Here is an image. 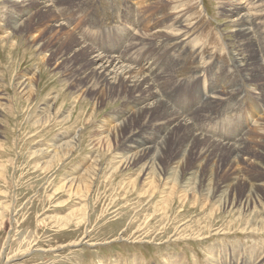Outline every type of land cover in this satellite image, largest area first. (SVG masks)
Wrapping results in <instances>:
<instances>
[{"label": "rangeland", "instance_id": "1", "mask_svg": "<svg viewBox=\"0 0 264 264\" xmlns=\"http://www.w3.org/2000/svg\"><path fill=\"white\" fill-rule=\"evenodd\" d=\"M12 1L0 0V264H264V0H43L30 18L41 0ZM99 48L153 52L140 71L154 68L158 93L142 94L162 97V117L127 111L139 93L99 98ZM120 115L137 118L116 138ZM192 135L179 179L183 156L150 185L142 163L121 167L131 137L168 138V158Z\"/></svg>", "mask_w": 264, "mask_h": 264}, {"label": "bare ground", "instance_id": "2", "mask_svg": "<svg viewBox=\"0 0 264 264\" xmlns=\"http://www.w3.org/2000/svg\"><path fill=\"white\" fill-rule=\"evenodd\" d=\"M23 1V0H22ZM32 1V0H31ZM17 3V1H16ZM36 3V2H35ZM12 4H13V7H17L15 6V2L14 0L12 1ZM19 4V3H18ZM27 4V3H26ZM36 6L38 9H35L34 10H31L30 9H26L27 13L25 14V16H29L30 18V13H32L33 11L35 12V14L37 15V13H39V11H41L44 7H46V4H44V1L41 0V2H37L36 3ZM236 7V6H235ZM12 8V7H11ZM28 8V7H27ZM47 8V7H46ZM53 8V7H52ZM33 9V8H32ZM50 9V8H49ZM241 9V8H240ZM240 9H237L238 12H241ZM14 10V9H13ZM232 10V9H231ZM230 10V11H231ZM54 12V10H53ZM138 12V11H137ZM25 13V12H24ZM237 13V12H236ZM247 14V13H246ZM142 16L144 17L145 15L141 12L139 14V16ZM139 16H138V19L137 21H135V23H139ZM231 16V15H230ZM15 19V18H14ZM175 19V18H174ZM19 20V19H18ZM245 20V19H244ZM249 20V19H248ZM15 21V20H14ZM59 22V21H58ZM12 23V22H11ZM55 23V22H54ZM181 23V20H180V17H177L176 20H175V24H180ZM26 24V23H25ZM56 24V23H55ZM58 24V23H57ZM239 24V23H238ZM245 24V23H244ZM242 24L241 26L243 27L242 31L244 32H247L249 29L248 28H245V25ZM17 25V24H16ZM22 25V24H20ZM30 25V24H29ZM15 26V25H14ZM184 26V25H183ZM252 26L254 27V24H252ZM18 27V25L16 26ZM26 27V26H25ZM34 27V26H32ZM49 27V26H48ZM47 27V29H48ZM237 27V26H236ZM239 27V26H238ZM241 27V28H242ZM251 27V26H250ZM252 27V28H253ZM250 28V29H252ZM41 29V28H40ZM17 30V29H16ZM127 30V29H126ZM175 30V29H174ZM31 31V30H30ZM36 31V30H35ZM58 31V30H57ZM241 31V30H240ZM178 32V31H177ZM56 33V32H55ZM171 34V33H170ZM246 34V33H245ZM249 33L246 34V36H250V34L248 35ZM45 35V34H44ZM42 36V34H41ZM81 38V37H80ZM250 38V37H249ZM52 39V38H51ZM57 39L58 41L57 42H61L62 39H60V37L57 35L56 37L53 38V41ZM83 40V39H81ZM251 40V39H250ZM56 42V43H57ZM64 42V41H62ZM82 42V41H81ZM141 42V41H140ZM55 43V42H54ZM132 43L135 44V41H133ZM46 42H44V46H45ZM143 43L141 42L140 44L138 45H142ZM83 46H87L85 45V41H83ZM137 45V43H136ZM137 45V46H138ZM157 49L161 50L162 48L161 47H158V45H156ZM78 49V48H77ZM255 49V48H254ZM91 50V49H90ZM53 51V49H52ZM106 51H101V49L99 48L98 50H95L94 53H95V56L94 58L97 60V61H106L104 62L103 64H101L100 66L96 67V68H90V72H89V76H88V72H83V76H88L89 78L92 79H95V83H94V86H99L100 89H98V91H100L101 89L106 91L107 92V96L106 94H104V92L102 91L101 93V96L102 97H99V98H109L113 95H117V96H121V92H124V93H127L126 95H134L135 93H139L141 94V96H137L134 100V103L131 104L128 106L127 108V111H131V107L135 108L136 109V114L139 115V114H142L146 111L152 113L154 115V117H157V115H159V117H162L161 114H165L163 112H159V111H162L164 109V106H165V101H162V97L161 99H159V95L157 94L156 95V91L155 92H152L151 93V104L150 105H146V101H147V98H144L143 94H142V90H143V85H148L149 86V89H151V87H153L154 89H157L155 87H159V83L158 81H160V76L158 75L157 77H154L152 76L153 75V69L154 68H150V69H146V73L152 78L150 79L149 77H147L146 75H144L141 71H140V68H144V64L146 62H150L152 61L153 62V59H154V56H153V52L150 51L149 53V57L146 58L145 56H143V58H140V57H120L119 55L116 56L112 51H110V53L112 54H109V55H101L102 53L106 54L105 53ZM108 52V51H107ZM114 54V55H113ZM254 57V56H253ZM62 58L64 59H68L67 55H62ZM171 58V57H170ZM243 58V57H242ZM130 60V61H128ZM173 60H175L173 58ZM238 60V59H237ZM125 61H128V62H125ZM124 62V63H123ZM240 62V61H239ZM125 63H127L128 65H126ZM118 64H121V68H117L118 67ZM160 64V63H158ZM239 64V63H237ZM115 66V67H114ZM91 67V66H90ZM262 69L264 70V66H261ZM113 69L114 71L111 72L110 70ZM129 69V70H128ZM260 69V68H259ZM71 71L72 72H76L75 69H72L71 68ZM121 74H124V75H121ZM164 75V74H163ZM261 76V69L258 71V77ZM164 76H162L163 78ZM34 78V77H33ZM73 78V77H72ZM144 78V79H142ZM75 79V78H74ZM167 79V78H166ZM264 79V78H263ZM90 80V79H89ZM88 80V81H89ZM198 80V79H197ZM196 80V81H197ZM200 80V79H199ZM76 81V79H75ZM79 81V80H78ZM93 81V80H92ZM162 81V80H161ZM80 83H81V80H80ZM151 86H150V84ZM163 83V82H161ZM145 86V87H146ZM89 87V86H88ZM93 87V86H92ZM196 87V86H195ZM83 88V86H82ZM94 88V87H93ZM166 89V88H165ZM194 89V88H193ZM197 89V88H196ZM77 90V89H76ZM261 90H264V86H263V89L261 88ZM81 92V91H80ZM261 92V91H260ZM96 93V92H95ZM157 93H158V89H157ZM162 93V92H161ZM264 93V92H263ZM85 94V93H84ZM100 95V94H98ZM124 95V96H126ZM86 96V95H85ZM158 97V98H157ZM165 97V96H164ZM113 98V97H112ZM166 98V97H165ZM164 98V99H165ZM133 99V98H132ZM150 99V98H149ZM154 99V100H153ZM129 100V99H128ZM154 102V103H153ZM159 102V106L157 107V103ZM149 103V102H148ZM145 104V105H144ZM169 104V103H168ZM140 105V106H139ZM139 106V107H137ZM150 106V107H149ZM170 107V106H169ZM264 109V108H263ZM173 111V110H172ZM126 112V111H125ZM123 114V113H122ZM128 114V113H127ZM178 114V113H177ZM134 115V114H133ZM175 115V114H172V116ZM121 116V115H120ZM127 115L124 116H121L120 120H119V124L122 123L121 125V128L117 127L115 128L114 130V137L116 138H123L121 137V132H124V127H126L130 122H133L136 118L134 117V119H129L127 120L126 118ZM131 116V115H130ZM128 117V116H127ZM132 117V116H131ZM168 117V116H167ZM171 117V116H170ZM109 118V117H108ZM110 119V118H109ZM124 120H126L127 122H124ZM114 121V120H113ZM130 121V122H129ZM172 121V120H171ZM178 121H179V124L180 126H183L185 127V129H187V127L190 125L186 119L182 118H178ZM167 122V121H166ZM177 123V122H176ZM158 124V123H157ZM170 124V122L168 123ZM167 124V125H168ZM130 125V124H129ZM163 125V124H162ZM177 125V124H176ZM179 126V125H178ZM143 127V126H142ZM168 127V126H167ZM165 127V129L167 128ZM153 128V127H152ZM151 128V129H152ZM172 128V127H171ZM113 129V128H112ZM157 129V128H156ZM184 129V130H185ZM173 130V129H172ZM171 130V131H172ZM180 129H175L173 132L170 133L169 131V135H173L175 132H178ZM183 131V130H182ZM181 131V132H182ZM110 133V132H109ZM142 133V131H141ZM151 133V132H150ZM194 134V133H193ZM187 135H190V134H187ZM103 136V135H102ZM109 136V135H108ZM169 136V137H170ZM78 137V136H77ZM147 137V136H146ZM202 135L199 137L196 135L195 137L192 135V137L184 142L186 140V136L184 139L180 140V143L182 144L180 147H178L177 149L174 150V155L171 156V153L169 154V157L167 158V153H166V150H167V147L169 146V143L167 142L168 141V138L165 137V141L162 142V146L160 149L157 148V143L156 145H154L153 147H150V148H147L145 145H143L140 141H138L139 138H136V137H131L130 138V142H129V145L127 146L128 148V152L129 154H135V155H132L130 157H126L124 158V160L122 161L123 164L121 165V167H130V166H135L139 163H142L143 165L141 166L140 168V174H142L143 176L145 175L146 177V181L148 183V185L150 184H153V182L155 183V179L158 178V175H157V172L158 170L159 171H164L162 168H163V164H169V161H170V158L174 159V161L177 159H179L181 156H183V164H177L176 166L173 167V172L177 173V178L179 179L180 178V175L182 172H184L188 165L189 164V159H190V156L194 153L193 149H194V145L197 144L199 141H201V138ZM145 138V137H144ZM188 138V137H187ZM206 138V137H205ZM105 140V137L104 138H99V142H101L102 140ZM112 139V138H111ZM153 139V138H152ZM207 139V138H206ZM97 140V139H96ZM116 140V139H115ZM163 141V140H162ZM110 142V141H109ZM117 142V141H116ZM189 143V144H188ZM211 143V142H209ZM111 144V143H110ZM109 144V145H110ZM176 144V143H175ZM113 145V144H112ZM116 145V143H115ZM118 145V144H117ZM123 145V144H122ZM234 145V144H233ZM68 146V145H67ZM99 146V145H97ZM196 146V145H195ZM217 146V145H216ZM219 146V145H218ZM231 146V145H230ZM235 146H239V145H235ZM115 147V146H114ZM143 147V150L142 152H139L136 154V149L138 148H142ZM159 147V146H158ZM124 149V148H123ZM213 149V148H212ZM65 150V149H64ZM70 150V149H69ZM68 150V151H69ZM195 150V149H194ZM223 150V149H222ZM233 150V149H232ZM153 151V152H152ZM70 152V151H69ZM107 152V150H106ZM126 152V150H125ZM234 152V151H233ZM212 152L211 150H208V153L205 152V155H201V157L198 159V162L200 164V161H202V159H205V158H209L211 159V156L210 155ZM128 154V155H129ZM153 154V155H152ZM152 156L154 158V162H148V157ZM186 156V157H185ZM186 158V160H185ZM120 159V158H119ZM181 159V158H180ZM164 161V162H163ZM163 162V163H162ZM120 163V162H119ZM118 163V165H119ZM162 163V165H160ZM178 163V162H177ZM206 166V165H205ZM238 166V165H237ZM245 166V165H244ZM172 167V166H171ZM201 167V166H200ZM203 168V167H202ZM213 168V167H212ZM211 168V169H212ZM214 169V168H213ZM194 171V170H193ZM202 171V170H201ZM213 171V170H212ZM211 171V172H212ZM159 173V172H158ZM202 176V175H201ZM211 176V175H210ZM231 176V175H230ZM208 177V176H207ZM216 177V176H214ZM237 177V176H236ZM210 178V177H209ZM217 178V177H216ZM215 178V179H216ZM223 178V177H222ZM245 178V177H244ZM93 179V178H92ZM219 179V178H218ZM232 179V178H231ZM233 179H236V178H233ZM143 180V179H142ZM217 180V179H216ZM138 181V180H136ZM240 181V180H239ZM234 182V181H233ZM141 183V182H140ZM157 183V182H156ZM245 183V182H243ZM247 184V183H246ZM243 185V184H241ZM159 186V185H158ZM236 186H239V185H236ZM245 186V185H244ZM135 187V186H134ZM231 187V186H230ZM222 188V187H220ZM243 188V187H242ZM157 189V188H156ZM197 189V188H196ZM150 190V189H148ZM152 190V189H151ZM237 190V188H233L232 191L233 193H235ZM254 189H252L250 191V193H253ZM238 192V191H237ZM225 195H229V194H225ZM227 200V198H226ZM229 200V199H228ZM250 200H249V197L247 198L246 200V203H248ZM252 201V200H251Z\"/></svg>", "mask_w": 264, "mask_h": 264}]
</instances>
